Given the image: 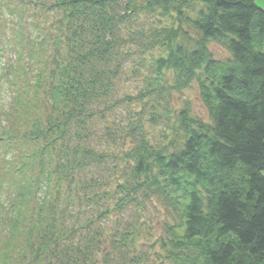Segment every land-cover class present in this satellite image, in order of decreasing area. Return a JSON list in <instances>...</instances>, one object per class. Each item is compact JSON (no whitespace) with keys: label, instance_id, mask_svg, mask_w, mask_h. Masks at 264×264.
<instances>
[{"label":"trees","instance_id":"obj_1","mask_svg":"<svg viewBox=\"0 0 264 264\" xmlns=\"http://www.w3.org/2000/svg\"><path fill=\"white\" fill-rule=\"evenodd\" d=\"M143 10L177 24L141 42L139 54L161 47L153 76L121 95L125 45L145 36L122 31ZM263 45L257 0H0V59L16 53L2 74L14 94L4 114L24 127L0 130L2 158H14L0 171V264H139L140 244L170 264H264ZM194 80L209 119L184 105L154 141L148 126L168 108L144 103ZM154 201L173 217L139 242Z\"/></svg>","mask_w":264,"mask_h":264},{"label":"rangeland","instance_id":"obj_2","mask_svg":"<svg viewBox=\"0 0 264 264\" xmlns=\"http://www.w3.org/2000/svg\"><path fill=\"white\" fill-rule=\"evenodd\" d=\"M258 4L264 8V1L263 0H257ZM198 7L200 5L198 3H193L192 6H189L188 8L185 7V11L188 14H191L193 17L197 14ZM12 21L9 27L12 26V23L14 22L13 18H11ZM177 18L175 16L170 15H162L160 16L158 12H149L148 10L140 11L137 15L134 16V18L131 20L130 25L123 29L122 34L127 37L125 32H127L130 27L133 31L136 30H143L142 34H145V36H141L138 39H134L130 42H128L125 45L126 50L129 49V51L132 50L131 59L129 61H126L124 63V71H122L121 79L118 84L119 94H130L133 95L137 93L139 90H142L147 85V79L149 76H153L152 72V66H150L149 63L153 60L154 57L157 56V54L161 51V47L158 45V47L152 48L151 50H144L141 52V54L138 53V48H140L141 42H147L150 39H152V32L157 30H161L162 26L169 27L177 24ZM135 22V23H134ZM134 23V24H133ZM126 29V30H125ZM157 41L159 42L160 37H156ZM162 39V38H161ZM208 42V49L212 53V56L217 61L221 62H227L230 58V52L224 44L218 40H209ZM262 50H264V45L262 47ZM15 54H4V57L0 59V130L8 128H14V130L18 131L19 133L23 131L22 125L15 126L16 122L11 123V121H7L6 115L4 114V111L6 113V110L9 108H13V98L14 94L11 89L8 88V85L5 81V78H2V74L6 65L5 59L9 60H15ZM138 67L139 72L138 76L131 77L130 73L133 70V66ZM166 80L164 83L171 81V74L166 71L165 72ZM165 91L164 95L160 97H150V100L148 102L144 103L145 109L149 111L148 108L152 105V103L160 102L161 106L168 108V118L164 117V114H162L163 117H161V122H159L156 125L148 126V130L151 134V137L154 141L161 140L162 137L160 136L162 130H169L167 125L170 126L174 122L173 116L175 115V112L179 108H181L184 105H188L190 107L191 112L199 117H202L205 120H208V114L206 107L203 105L201 97L199 96V85L198 81L194 80L192 81L185 89L182 90H176V91H170L168 94ZM141 103L135 102L132 106H119L116 107L113 113V115H107L109 120H115L117 121L119 118L125 114V108L127 109H138L140 107ZM159 109H162L159 107ZM146 111V112H147ZM154 111V110H153ZM16 112H18L16 110ZM27 116V115H25ZM116 116V117H115ZM20 121V119L18 120ZM104 121L101 118H96L97 125L99 127H102V124ZM17 127V128H16ZM3 148L0 144V171H3L2 167L6 161V164L13 162V157H6L2 158L3 154ZM11 153V152H10ZM8 153V154H10ZM13 164V163H11ZM147 210L142 214L139 215V219L144 220V224L142 228L139 230L138 239L140 241L150 240L153 237H156L158 234H163L162 226L160 225L163 221H171L172 215H168L167 208L162 204L161 202L154 201V204L152 202H149L146 204ZM146 242V241H145ZM137 248L144 249L146 252L141 256V261L139 264H170L168 261L161 260V258L157 257V253H160L161 249L158 246L152 247V245L148 246H142L141 244L137 246ZM156 251V252H153Z\"/></svg>","mask_w":264,"mask_h":264}]
</instances>
